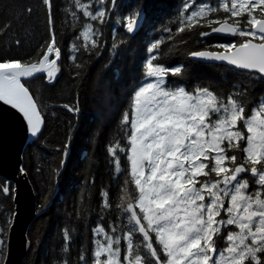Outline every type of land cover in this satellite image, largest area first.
Segmentation results:
<instances>
[{"label":"snow or ice","instance_id":"1","mask_svg":"<svg viewBox=\"0 0 264 264\" xmlns=\"http://www.w3.org/2000/svg\"><path fill=\"white\" fill-rule=\"evenodd\" d=\"M105 2L96 0L99 5ZM115 2L111 0L112 5ZM43 3L49 9L51 24V0ZM74 3L84 17L105 22L103 7L92 10L91 2ZM189 7L186 5L185 11ZM221 10L228 14L222 20L207 19ZM71 15L78 19L75 11ZM139 16L134 12L124 17L128 33L137 29ZM201 20L212 32L242 39L217 45L222 51L195 52L194 56L227 61L264 74V0H218L215 7L196 5L178 31ZM95 35L91 23L83 25L80 36L85 50L89 44L97 47ZM159 43H153L148 51L156 50ZM59 57L53 35L37 62L0 61V102L22 114L32 136L41 132L43 118L22 78L46 74L45 78L53 82L60 71ZM155 60L152 56L146 62V77L154 80L135 91L131 111L122 116L127 145L116 141L108 147L117 172L121 170L118 152L126 153L130 164L131 179L125 180V195L117 204L128 214V227L123 237L110 234L102 226L94 228V234L102 235L103 240L93 241L91 264H264V101L246 113V106L235 95L225 101L206 88L192 93L182 87H165L168 74L179 75L182 70L167 69ZM247 174L254 179L250 181ZM129 184L135 188L130 190ZM252 185L257 187L252 190ZM13 191L6 178L0 182V193ZM108 195L102 193L105 208L111 207ZM3 232L0 229V257L5 247ZM137 233L142 236L139 242ZM64 235L67 245L71 236L67 230ZM122 239L126 248L121 259ZM64 251H68L67 246ZM79 259L85 261L83 253Z\"/></svg>","mask_w":264,"mask_h":264},{"label":"trees","instance_id":"2","mask_svg":"<svg viewBox=\"0 0 264 264\" xmlns=\"http://www.w3.org/2000/svg\"><path fill=\"white\" fill-rule=\"evenodd\" d=\"M89 2L92 10L105 9L104 23L84 17L74 0H51V24L43 0H0V61L37 62L53 35L60 50V71L53 82L45 75L24 82L37 101L43 126L38 138L22 153L21 169L34 194L36 215L27 228L30 250L21 264H91L94 228L102 226L112 235L124 236L128 214L117 204L125 195V180L131 179L130 164L127 154L118 152L121 170L117 172L108 147L116 141L127 145L122 116L131 111L135 91L147 80L146 62L152 56L156 57L155 64L182 70L175 76L169 73L165 87H182L192 93L206 88L225 101L235 95L246 106V113L264 101V78L260 75L190 59L192 53L221 51L217 45L242 39L215 35L204 20L178 31L193 5L215 7L218 0H116L115 5L111 0L103 5L96 0H81ZM186 5H190L187 11ZM74 11L78 19L71 15ZM134 12L144 16V23L131 34L124 27V17ZM226 15L221 10L207 19L222 20ZM88 23L96 32L93 39L97 47L89 44L85 50L80 33ZM205 32L208 35H202ZM156 42H160L159 47L150 53L149 47ZM247 178L254 179L248 174ZM128 188L135 186L129 184ZM103 192L109 194V208L103 206ZM13 213V192L0 193L4 241ZM113 227L115 233L111 232ZM65 230L71 236L67 245ZM140 240L142 236L137 233L136 241ZM120 247H126L123 239ZM81 253L85 261L79 259Z\"/></svg>","mask_w":264,"mask_h":264},{"label":"water","instance_id":"3","mask_svg":"<svg viewBox=\"0 0 264 264\" xmlns=\"http://www.w3.org/2000/svg\"><path fill=\"white\" fill-rule=\"evenodd\" d=\"M49 12V9H48ZM144 23V16L138 18V27L131 34L138 32ZM218 26V25H217ZM216 35L235 37L225 33ZM209 51V50H203ZM201 52V51H199ZM216 52V51H213ZM190 59L205 64H221L238 71L258 74L264 78V74L255 71L240 69L227 61H218L190 55ZM41 75L37 74L34 78ZM34 78H22V82H28ZM43 126V124H42ZM41 126V130H42ZM40 134V133H39ZM32 136L27 129V123L18 110L0 102V178L7 179L13 185L14 213L5 240V254L2 264H21L30 250L26 237L29 224L35 217V200L32 188L26 174L21 173L22 153L25 148L38 138Z\"/></svg>","mask_w":264,"mask_h":264},{"label":"rangeland","instance_id":"4","mask_svg":"<svg viewBox=\"0 0 264 264\" xmlns=\"http://www.w3.org/2000/svg\"><path fill=\"white\" fill-rule=\"evenodd\" d=\"M195 6H196V5H193V6L190 8L188 14H190V12L194 9ZM221 51H222V50H221ZM50 58H52V57H50ZM153 80H154V78H152V77H147V80L145 81V83H146V82H152ZM194 93H195V92H194ZM242 130H244V129H242ZM242 175H245V174H242ZM248 175L251 176L250 174H248ZM201 179H203V178H201ZM226 204H227V200H226ZM221 215L224 216L225 214L222 212ZM225 218H226V216H225ZM95 240H103V236H102V235H100V236H96ZM125 248H126V247H124L123 249H121V259L123 258Z\"/></svg>","mask_w":264,"mask_h":264}]
</instances>
